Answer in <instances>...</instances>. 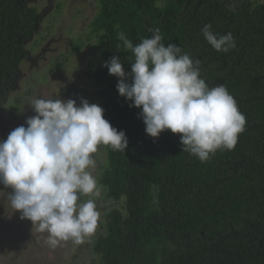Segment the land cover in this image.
<instances>
[{
    "label": "trees",
    "instance_id": "16d2710c",
    "mask_svg": "<svg viewBox=\"0 0 264 264\" xmlns=\"http://www.w3.org/2000/svg\"><path fill=\"white\" fill-rule=\"evenodd\" d=\"M99 2L93 26L106 39L105 61L119 56L131 72L132 54L117 47L118 33L135 46L159 29L165 45L175 43L200 62L210 88H227L246 118L232 150H217L201 162L181 152L180 134L147 135L141 109L118 93L120 78L104 65L90 70L102 86L105 118L128 138L125 152L105 146L99 184L108 199L124 200L125 209L106 214L105 232L94 244L101 264H264V0L238 10L222 0ZM19 4L0 0V90L18 77L28 54L21 38L37 19L35 9ZM205 25L217 35L230 31L235 48L215 50L204 38ZM2 128L0 139H6Z\"/></svg>",
    "mask_w": 264,
    "mask_h": 264
},
{
    "label": "clouds",
    "instance_id": "9594fccd",
    "mask_svg": "<svg viewBox=\"0 0 264 264\" xmlns=\"http://www.w3.org/2000/svg\"><path fill=\"white\" fill-rule=\"evenodd\" d=\"M202 32L218 52L236 46L230 31L217 35L205 25ZM118 39L122 44L117 47L134 57H129L131 72L115 55L104 66L120 78L116 88L131 102L129 107L141 109L147 135L158 138L166 130L180 134L181 152L201 162L236 146L246 118L225 86L210 88L201 78L198 60L175 43L165 45L159 29L135 46L123 32ZM29 105L35 115L26 119V126L0 139V184L12 189L8 200L21 219L48 234L49 246L69 240L78 245L96 232L100 216L91 198L98 195L89 171L95 166L92 154L99 145L125 152L126 132L113 127L102 106L83 97L78 104L58 94L32 99ZM82 196L89 199L81 201Z\"/></svg>",
    "mask_w": 264,
    "mask_h": 264
},
{
    "label": "rangeland",
    "instance_id": "374dc122",
    "mask_svg": "<svg viewBox=\"0 0 264 264\" xmlns=\"http://www.w3.org/2000/svg\"><path fill=\"white\" fill-rule=\"evenodd\" d=\"M61 0H29L31 6L37 7L42 14L40 33L45 28L46 18L54 13L55 6ZM231 8L241 6L243 0H226ZM163 5L164 0H157ZM95 4L86 0H67L63 16L58 19L56 27L51 29L43 41L38 33L29 48L32 57L21 64V74L13 86L7 91L1 101L2 119L6 134L20 125L26 126V119L35 115L29 105L35 98L55 99L72 98L79 104L80 98H86L91 103L99 104V100L91 94L92 85L82 79V67L85 60L91 56L90 44H86L82 54L67 63L65 55L80 39H75L82 32H87L88 24L95 14ZM81 29L85 31L80 32ZM38 36V37H37ZM31 41V40H30ZM29 41V42H30ZM83 58L85 60H83ZM94 59L97 61L98 56ZM67 63V64H66ZM93 96V97H92ZM95 166L89 171L97 180L98 195L95 200L100 213L96 232L85 237L80 244L73 241H62L55 248L47 243V233H41L33 228L29 219H21V213L15 211L8 200L11 188L0 184V264H100V257L93 251L94 241L99 233L105 232L106 213L113 208L124 212L125 202L108 200L106 190L99 185V174L106 165L105 145H99L92 154ZM89 199L80 197L81 201ZM22 224V225H21ZM13 225V227H11Z\"/></svg>",
    "mask_w": 264,
    "mask_h": 264
},
{
    "label": "flooded vegetation",
    "instance_id": "af4514ba",
    "mask_svg": "<svg viewBox=\"0 0 264 264\" xmlns=\"http://www.w3.org/2000/svg\"><path fill=\"white\" fill-rule=\"evenodd\" d=\"M18 1L21 2V4H19V5L24 4L26 9L29 10V9L33 8L37 12L36 13L37 14V19H36V22L34 23L35 24L34 30L31 32V34L28 37H22L21 38L23 49L26 50L28 52V54H27V56L22 57L21 62L19 63V72H18V77H19L20 74H21V64H22V62H24L25 60H28V59H30L32 57V53H31V50L29 48V45L32 44L33 38L38 33H40L39 32L40 31L39 27H40V23L42 21V14L43 13H41V11L37 7L31 6V3L29 2V0H18ZM86 1L89 2V3H93L94 2V4H95L94 7L96 8L94 17H93L92 21L88 24L87 32H85V33L82 32V31H85V29H81L80 30V32H82V33L80 35H78L77 38H75V39H80L79 42L75 43L73 48L70 51H68V53L65 55L64 59H67V61H68L67 63H69L73 59H77L82 54L83 49L86 46V44H90L89 47H85V48H89V52H90L91 56L87 60H85L83 58V60H85V63L83 64L82 71H81L82 79L92 85L93 88H92V90L90 92H91L92 95H94L99 100V104L101 106L102 98H103L102 97V93H101L102 86L98 85L97 82L88 75V73L90 72V70L93 67H101V66L104 65L105 59H104V54H103L104 52L103 51L105 49L106 39H105L104 35H102V32L101 31L100 32H96L94 30V26H93V23H94L97 15L100 12V9H101V5H100L99 0H86ZM222 1H223V3L227 4L226 0H222ZM247 1H249V0H243L242 5L238 6L236 8H231V6H229L228 4L227 5H228L229 8H231L233 10H238ZM66 2H67V0H61L60 2H58L56 4V6H55L54 13L50 14L46 18L45 28H44L43 32L40 33V36H39L40 39L38 38L39 41L40 40L43 41L47 37L45 35H47V33H49L51 31V29L56 27V23L58 22V19H60L63 16V11L65 10ZM44 33H45V35H43ZM95 56H98V60L97 61L94 59ZM14 82H15V80L13 81V84H14ZM13 84L11 86H6L2 90H0V92H1V95H0V110H1L0 123H1V119H2L1 117H2V114H3V111H2V108H1L2 107L1 101L4 98V96L6 95L7 91L13 86ZM2 127H3V125H2ZM2 134H3V136L5 138H7L8 134H6L4 127L2 128ZM98 181H99V179H98ZM102 188H104V187H102ZM108 200H113V199H108ZM0 223H2L1 220H0ZM11 227H13V225H11ZM96 238H97V236H96ZM96 238H95V241H96ZM95 241H94V244H95ZM93 251H94V246H93ZM94 253L100 257V255L97 254L95 251H94ZM100 262H101V258H100Z\"/></svg>",
    "mask_w": 264,
    "mask_h": 264
}]
</instances>
